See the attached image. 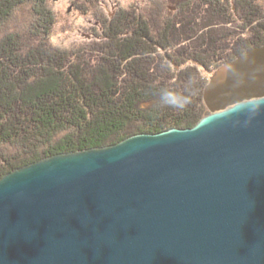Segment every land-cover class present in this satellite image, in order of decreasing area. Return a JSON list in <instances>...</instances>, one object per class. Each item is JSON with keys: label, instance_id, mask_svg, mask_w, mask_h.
<instances>
[{"label": "water", "instance_id": "1", "mask_svg": "<svg viewBox=\"0 0 264 264\" xmlns=\"http://www.w3.org/2000/svg\"><path fill=\"white\" fill-rule=\"evenodd\" d=\"M203 100L191 128L4 174L0 264H264V45L214 70Z\"/></svg>", "mask_w": 264, "mask_h": 264}, {"label": "trees", "instance_id": "2", "mask_svg": "<svg viewBox=\"0 0 264 264\" xmlns=\"http://www.w3.org/2000/svg\"><path fill=\"white\" fill-rule=\"evenodd\" d=\"M70 1L102 12L99 0ZM97 21L98 39L62 47L51 0H0V178L57 153L193 127L210 113L209 75L264 45V0H150ZM190 77L185 109L160 106L161 87L183 91Z\"/></svg>", "mask_w": 264, "mask_h": 264}, {"label": "rangeland", "instance_id": "3", "mask_svg": "<svg viewBox=\"0 0 264 264\" xmlns=\"http://www.w3.org/2000/svg\"><path fill=\"white\" fill-rule=\"evenodd\" d=\"M150 0H99L101 13H85L84 9L70 0H51L52 7L58 16V22L51 41L62 47H81V45L100 37L101 30L98 28V16L112 17L117 8L129 7L141 10ZM171 4L169 3V6ZM168 4H164L167 7ZM210 76V75H209Z\"/></svg>", "mask_w": 264, "mask_h": 264}, {"label": "clouds", "instance_id": "4", "mask_svg": "<svg viewBox=\"0 0 264 264\" xmlns=\"http://www.w3.org/2000/svg\"><path fill=\"white\" fill-rule=\"evenodd\" d=\"M195 82V77H190L183 91H178L166 86L161 87L158 93L160 106L177 110L185 109L191 103Z\"/></svg>", "mask_w": 264, "mask_h": 264}]
</instances>
